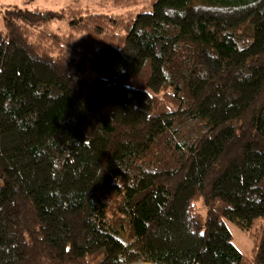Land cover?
Returning a JSON list of instances; mask_svg holds the SVG:
<instances>
[{
    "label": "trees",
    "instance_id": "1",
    "mask_svg": "<svg viewBox=\"0 0 264 264\" xmlns=\"http://www.w3.org/2000/svg\"><path fill=\"white\" fill-rule=\"evenodd\" d=\"M141 3L0 7V264H264V0Z\"/></svg>",
    "mask_w": 264,
    "mask_h": 264
},
{
    "label": "rangeland",
    "instance_id": "2",
    "mask_svg": "<svg viewBox=\"0 0 264 264\" xmlns=\"http://www.w3.org/2000/svg\"><path fill=\"white\" fill-rule=\"evenodd\" d=\"M117 2L118 0H0V7L1 9L5 6L18 7L39 12H59L61 9L71 7L75 10H86L108 15H119L128 11L136 12L143 7L142 0H140L139 4L133 6L129 3V5H117ZM67 22V19H55L43 25L42 28L57 34H65L68 30ZM0 29H2L1 19ZM0 185H2L1 179ZM226 224L237 250L245 256H250L253 247L251 240L234 225L229 222H226Z\"/></svg>",
    "mask_w": 264,
    "mask_h": 264
}]
</instances>
